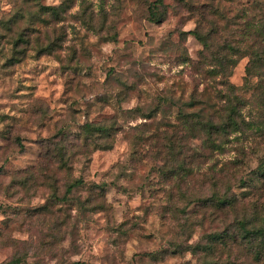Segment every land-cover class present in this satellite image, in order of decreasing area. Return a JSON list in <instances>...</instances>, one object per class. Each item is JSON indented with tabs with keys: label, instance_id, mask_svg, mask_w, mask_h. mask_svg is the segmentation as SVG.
Masks as SVG:
<instances>
[{
	"label": "clouds",
	"instance_id": "clouds-1",
	"mask_svg": "<svg viewBox=\"0 0 264 264\" xmlns=\"http://www.w3.org/2000/svg\"><path fill=\"white\" fill-rule=\"evenodd\" d=\"M0 264H264V0H0Z\"/></svg>",
	"mask_w": 264,
	"mask_h": 264
}]
</instances>
